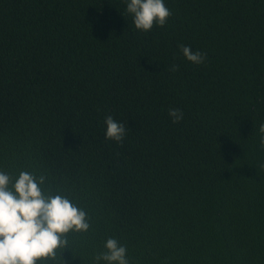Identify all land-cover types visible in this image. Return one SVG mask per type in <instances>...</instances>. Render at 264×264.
Returning <instances> with one entry per match:
<instances>
[{
	"label": "trees",
	"instance_id": "1",
	"mask_svg": "<svg viewBox=\"0 0 264 264\" xmlns=\"http://www.w3.org/2000/svg\"><path fill=\"white\" fill-rule=\"evenodd\" d=\"M164 2L143 32L127 0H0V171L85 210L65 264L109 238L129 264H264V0Z\"/></svg>",
	"mask_w": 264,
	"mask_h": 264
},
{
	"label": "clouds",
	"instance_id": "2",
	"mask_svg": "<svg viewBox=\"0 0 264 264\" xmlns=\"http://www.w3.org/2000/svg\"><path fill=\"white\" fill-rule=\"evenodd\" d=\"M126 11L133 17L137 30L151 31L164 27L172 13L164 0H127ZM183 56L200 65L206 53L180 45ZM179 70L177 65L170 69ZM173 123L183 120L180 109L170 108ZM106 139L122 143L126 126L108 115L105 118ZM260 147L264 150V124L260 125ZM264 166V165H262ZM45 176L27 171L18 178L0 171V264H65L63 253L68 247V234L87 233L90 229L85 210L63 195L45 194ZM106 251L94 257V264H129L127 247L115 238L107 239Z\"/></svg>",
	"mask_w": 264,
	"mask_h": 264
}]
</instances>
